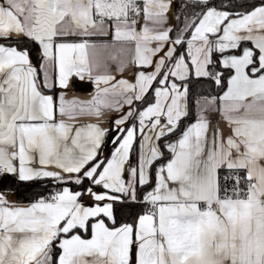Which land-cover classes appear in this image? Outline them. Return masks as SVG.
<instances>
[{"label":"snow or ice","instance_id":"6c2138e0","mask_svg":"<svg viewBox=\"0 0 264 264\" xmlns=\"http://www.w3.org/2000/svg\"><path fill=\"white\" fill-rule=\"evenodd\" d=\"M6 180L0 264H264V0H0Z\"/></svg>","mask_w":264,"mask_h":264},{"label":"trees","instance_id":"16d2710c","mask_svg":"<svg viewBox=\"0 0 264 264\" xmlns=\"http://www.w3.org/2000/svg\"><path fill=\"white\" fill-rule=\"evenodd\" d=\"M176 2V8L179 10V4L181 0H175ZM237 2H241V0H237ZM90 89L89 85H85L80 89L77 90H86L88 91ZM219 92V89L213 87H210L206 82L204 81H197L196 79H193L191 85H190V100L195 99L197 96H204V95H216ZM0 187L8 188L10 187L13 192L15 193L16 199L18 202L21 203H29L36 199L38 196H44L47 195L50 191L51 185L48 184L46 181H37L32 182L30 184H22L17 186L15 182L11 180H6L2 184H0Z\"/></svg>","mask_w":264,"mask_h":264},{"label":"crops","instance_id":"0c3cea01","mask_svg":"<svg viewBox=\"0 0 264 264\" xmlns=\"http://www.w3.org/2000/svg\"><path fill=\"white\" fill-rule=\"evenodd\" d=\"M136 71H137V69L134 66H131L129 69L125 70V73L123 74L122 78H126V79L134 82V75H135ZM89 86H90V89L88 91H86V90H77V91L81 95H86L87 93L92 91V86L91 85H89ZM208 115H209V119L212 121L213 125L219 124V125H221L223 127L225 132H228L227 124L222 119V117L220 116V114L218 112L211 111V112L208 113ZM14 198H15V201L18 202L17 199H16V196H15V193H14Z\"/></svg>","mask_w":264,"mask_h":264}]
</instances>
